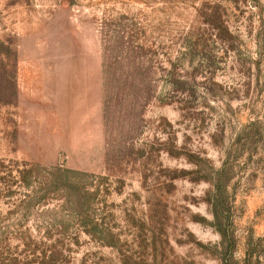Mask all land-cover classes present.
Returning <instances> with one entry per match:
<instances>
[{
  "label": "rangeland",
  "instance_id": "1",
  "mask_svg": "<svg viewBox=\"0 0 264 264\" xmlns=\"http://www.w3.org/2000/svg\"><path fill=\"white\" fill-rule=\"evenodd\" d=\"M0 264H264V0H0Z\"/></svg>",
  "mask_w": 264,
  "mask_h": 264
}]
</instances>
